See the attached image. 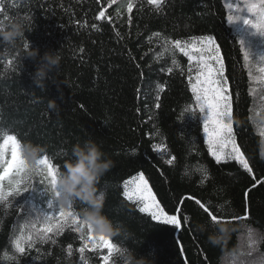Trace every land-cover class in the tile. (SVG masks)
Here are the masks:
<instances>
[{
	"label": "trees",
	"instance_id": "trees-1",
	"mask_svg": "<svg viewBox=\"0 0 264 264\" xmlns=\"http://www.w3.org/2000/svg\"><path fill=\"white\" fill-rule=\"evenodd\" d=\"M128 2L108 7L109 0H0V28L19 23L24 32L14 45L0 43V141L15 134L22 144L41 146V156L48 155L62 172L74 158V145L88 140L99 145L115 165L98 185L106 194L102 214L113 227L109 237L120 249L109 264H126L123 250L153 264H261L264 183L238 163H217L209 153L188 83L189 62L171 44L215 39L233 94L237 143L264 181V90L252 92L250 71H256L247 68L240 46L241 41L245 50L250 46V26L227 21L226 3L242 6L244 0H164L160 10L147 0H132L131 14ZM100 10L105 18L98 20ZM33 49L60 57L44 89L33 81L39 64V57H28ZM50 100L56 108L49 107ZM161 147L164 151L157 150ZM140 172L168 214L187 215L180 228L153 220L124 197L123 182ZM34 179L33 189L10 198L8 206L0 204V264H103L105 248L91 251L89 245L81 259L83 241L71 228L54 236L55 244L25 245L24 254L16 252L15 240L22 230L25 236L30 231L25 225L58 210L55 202L47 207L53 198L47 181ZM185 197L225 218L247 213L248 219L222 223L228 231L220 233L218 226H208L195 200ZM72 206L83 220L88 205L77 200ZM209 234L218 242L210 243Z\"/></svg>",
	"mask_w": 264,
	"mask_h": 264
},
{
	"label": "snow or ice",
	"instance_id": "snow-or-ice-1",
	"mask_svg": "<svg viewBox=\"0 0 264 264\" xmlns=\"http://www.w3.org/2000/svg\"><path fill=\"white\" fill-rule=\"evenodd\" d=\"M117 0H109L108 7L116 4ZM149 5H154L157 10L161 9L164 0H147ZM136 5L129 0L127 3V12L131 14ZM229 9L227 21L233 23L243 20L245 25L254 29L255 33L264 36V0H244L243 5L237 3H226ZM235 11V15H233ZM246 12L247 16L241 13ZM105 18V10H100L97 19ZM109 20L112 18L109 16ZM131 17H129V22ZM174 49L181 52L189 62L188 64V83L191 92L195 97V103L199 113H205L206 119L203 122L204 133L207 138L209 153L215 158L217 163L234 161L240 165L243 170L252 175V179L257 183H264L253 173L248 159L237 143L236 134L233 130V94L229 86V78L225 75V65L221 55L220 47L215 39L211 36L192 37L188 41L175 39L171 41ZM240 46L243 50L244 61L247 63L251 58L249 51L244 49L243 41ZM25 48L29 47L28 43L24 44ZM30 54V53H29ZM264 62V56L259 58ZM171 71V69L169 70ZM261 73V82H264V66L259 67ZM251 75V73H250ZM160 107L159 104L156 105ZM195 115V111H193ZM264 136V131L260 133ZM22 143L15 134H6L0 141V204L8 206L10 198L21 196L22 193L28 192L34 188L35 177H40V183L45 181L50 185L53 198L47 202L49 209L54 207V202L58 207L55 213L49 214L43 212L40 218L29 222L25 225L29 228V233L25 236L23 230L21 236L15 240V250L20 254L26 252L25 245L28 249L34 248L37 243L45 244L51 241L56 243L54 236H58L65 228H71L74 232L79 233L83 246L79 248L81 259L85 249L94 251L98 248L108 250V255L102 257L103 264H109L110 257L114 253H119L120 249L112 242L109 236L97 235L92 230L91 225L82 220L79 215L72 210L73 206L64 207L59 203L58 177L61 168L57 166L48 155H42L38 160V168L42 173L36 175L34 170L30 169L21 151ZM158 151H164L161 147ZM172 159L168 160L169 164L173 163ZM255 186V184L253 185ZM123 195L129 201H134L141 205L139 211L149 213L153 220L163 221L165 224L173 225L176 228L181 227L182 220L187 221V215L168 214L161 203L157 200L143 172L123 182ZM185 200H195V203L208 216V226L216 227L222 223L231 222V220H247L248 216H233L230 219L214 213L205 203L195 197H185ZM181 204L183 201L180 202ZM23 208L22 205H19ZM43 226H38V225ZM87 228V233L84 229ZM253 233L250 231L249 236ZM72 245H68V252L71 255ZM264 264V261H261Z\"/></svg>",
	"mask_w": 264,
	"mask_h": 264
},
{
	"label": "clouds",
	"instance_id": "clouds-1",
	"mask_svg": "<svg viewBox=\"0 0 264 264\" xmlns=\"http://www.w3.org/2000/svg\"><path fill=\"white\" fill-rule=\"evenodd\" d=\"M21 36H24L22 24H14L7 30L0 28V43L14 45ZM28 57L33 59L39 57L33 81L38 88L44 89L49 74L58 68L60 57L57 52H45L40 56L39 49H33ZM49 107L56 108V102L50 100ZM21 151L29 168L34 170L36 175H41L37 162L44 149L38 145L24 143ZM72 155L74 158L65 161L64 171L58 177L59 203L64 207L72 206L77 200L85 203L88 208L83 212V220L91 225L97 235L111 236L113 235L111 221L102 214L106 194L98 189V185L102 177L115 166L114 162L106 158L99 145L92 140L85 141L83 145H74ZM218 231L227 233L228 229L224 225H219ZM208 240L213 244L218 242L215 234H209ZM121 254L125 255L126 264H153L149 258L137 257L128 250H123Z\"/></svg>",
	"mask_w": 264,
	"mask_h": 264
},
{
	"label": "rangeland",
	"instance_id": "rangeland-1",
	"mask_svg": "<svg viewBox=\"0 0 264 264\" xmlns=\"http://www.w3.org/2000/svg\"><path fill=\"white\" fill-rule=\"evenodd\" d=\"M246 37H247V42L250 44L247 51H249L251 59L247 63L245 62V64L248 69H249V66H251V68L256 71L255 74H251L252 92L255 93L257 91H260L262 87L264 90V82H261V79H260L261 73L259 72V67L264 66V62L260 61L259 59L260 57L264 56V36H260L259 34L255 33L254 29L250 27L249 33H246ZM250 73H252V71H250ZM205 119H206V110H205V113H201L202 126H203V122ZM263 131H264V128H263ZM203 135L205 137V140L207 141V138L204 133V128H203ZM139 207H141V205H139Z\"/></svg>",
	"mask_w": 264,
	"mask_h": 264
}]
</instances>
